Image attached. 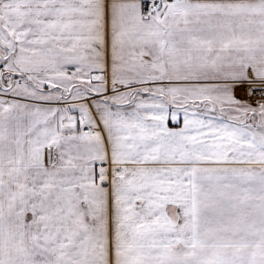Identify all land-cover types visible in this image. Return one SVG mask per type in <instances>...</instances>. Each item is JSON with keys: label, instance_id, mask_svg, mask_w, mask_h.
Listing matches in <instances>:
<instances>
[{"label": "snow or ice", "instance_id": "1", "mask_svg": "<svg viewBox=\"0 0 264 264\" xmlns=\"http://www.w3.org/2000/svg\"><path fill=\"white\" fill-rule=\"evenodd\" d=\"M0 264H264V0H0Z\"/></svg>", "mask_w": 264, "mask_h": 264}]
</instances>
